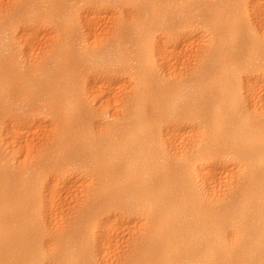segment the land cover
<instances>
[{
    "label": "bare ground",
    "instance_id": "bare-ground-1",
    "mask_svg": "<svg viewBox=\"0 0 264 264\" xmlns=\"http://www.w3.org/2000/svg\"><path fill=\"white\" fill-rule=\"evenodd\" d=\"M0 264H264V0H0Z\"/></svg>",
    "mask_w": 264,
    "mask_h": 264
}]
</instances>
